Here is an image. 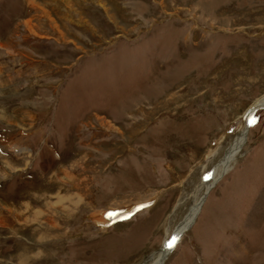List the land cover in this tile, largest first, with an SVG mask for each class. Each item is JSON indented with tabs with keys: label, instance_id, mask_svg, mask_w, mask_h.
<instances>
[{
	"label": "rangeland",
	"instance_id": "374dc122",
	"mask_svg": "<svg viewBox=\"0 0 264 264\" xmlns=\"http://www.w3.org/2000/svg\"><path fill=\"white\" fill-rule=\"evenodd\" d=\"M263 96L264 0H0V264H151ZM164 264H264V108Z\"/></svg>",
	"mask_w": 264,
	"mask_h": 264
},
{
	"label": "bare ground",
	"instance_id": "6f19581e",
	"mask_svg": "<svg viewBox=\"0 0 264 264\" xmlns=\"http://www.w3.org/2000/svg\"><path fill=\"white\" fill-rule=\"evenodd\" d=\"M257 107L258 109L264 108V96L257 99L252 107L250 106L248 110L245 111L244 117V123L246 125V122L251 119V117L254 115L255 111L254 108ZM253 115L249 117L251 114ZM247 138V129L246 126L243 128V130L238 134V136L235 137L233 140V143L230 145L229 149L225 153L223 159L221 160L220 164L214 168L208 179L205 181L204 187H205V193L200 200H198L196 203L192 205V207L189 210V213L184 217V219L180 222V224L176 227L174 232L171 234V236L163 243L160 251L156 255V257L153 258L151 264H164V261L166 260L168 254L174 249L175 245L172 247L173 240L177 237V235L183 231L186 227L188 230L200 211L201 205L204 201V197L207 195V192L212 188V186L220 179L226 172H228L235 161V158L237 154L241 151L242 147L246 143ZM5 211V210H1ZM119 213L117 212H108L106 214H103V216L100 219H95L96 214L94 213L92 217L89 218V220L97 223H107L113 218L119 216ZM5 216V212H0V225L4 221L3 217ZM6 218V217H5ZM8 223V222H7ZM6 224V223H5ZM4 227V226H2ZM174 238V239H173ZM169 242H171V247L168 246Z\"/></svg>",
	"mask_w": 264,
	"mask_h": 264
},
{
	"label": "water",
	"instance_id": "95a60500",
	"mask_svg": "<svg viewBox=\"0 0 264 264\" xmlns=\"http://www.w3.org/2000/svg\"><path fill=\"white\" fill-rule=\"evenodd\" d=\"M248 110V109H247ZM256 110H258V108L257 107H255L254 108V111H256ZM253 115V113L249 116V117H251ZM248 124H249V122L247 121L246 122V129L248 128ZM186 229H187V227L183 230V231H181L178 235H177V237L173 240V242H172V247L175 245V243H177V241H178V239H179V237L184 233V231H186Z\"/></svg>",
	"mask_w": 264,
	"mask_h": 264
},
{
	"label": "snow or ice",
	"instance_id": "6c2138e0",
	"mask_svg": "<svg viewBox=\"0 0 264 264\" xmlns=\"http://www.w3.org/2000/svg\"><path fill=\"white\" fill-rule=\"evenodd\" d=\"M173 239H174V238H173ZM168 246L171 247V242H169Z\"/></svg>",
	"mask_w": 264,
	"mask_h": 264
}]
</instances>
